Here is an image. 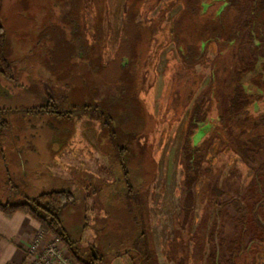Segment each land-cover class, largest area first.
<instances>
[{
	"label": "rangeland",
	"instance_id": "1",
	"mask_svg": "<svg viewBox=\"0 0 264 264\" xmlns=\"http://www.w3.org/2000/svg\"><path fill=\"white\" fill-rule=\"evenodd\" d=\"M211 1L0 0V199L69 188L65 264H264V0Z\"/></svg>",
	"mask_w": 264,
	"mask_h": 264
},
{
	"label": "trees",
	"instance_id": "2",
	"mask_svg": "<svg viewBox=\"0 0 264 264\" xmlns=\"http://www.w3.org/2000/svg\"><path fill=\"white\" fill-rule=\"evenodd\" d=\"M3 46L4 37L0 31V64L5 67L7 73H10L11 69L9 63L4 58ZM217 123L218 114L216 105L212 102V105L207 111L205 123L201 125L200 128L198 127L196 129V131L202 130V134L199 135L198 141L207 137ZM191 143L193 144L192 137ZM75 203L76 196L69 188H53L40 191L34 196H29L24 191L18 190V185H15L12 187L11 194L7 195L5 200L2 201V199H0V212L5 216H10L15 212L29 214L39 224L40 231L49 232L54 235L65 245L70 255L79 260L78 241L71 238L62 221V212L64 208ZM97 260L96 256L87 255L83 263L95 264Z\"/></svg>",
	"mask_w": 264,
	"mask_h": 264
},
{
	"label": "crops",
	"instance_id": "3",
	"mask_svg": "<svg viewBox=\"0 0 264 264\" xmlns=\"http://www.w3.org/2000/svg\"><path fill=\"white\" fill-rule=\"evenodd\" d=\"M42 180L35 179L34 183L41 187ZM58 181L53 188L60 187L61 181ZM30 194V196L35 195L34 193ZM39 232V224L29 214L15 212L10 216H5L0 212V264H26L31 256L28 246ZM43 234L44 236L48 235L47 232Z\"/></svg>",
	"mask_w": 264,
	"mask_h": 264
},
{
	"label": "built area",
	"instance_id": "4",
	"mask_svg": "<svg viewBox=\"0 0 264 264\" xmlns=\"http://www.w3.org/2000/svg\"><path fill=\"white\" fill-rule=\"evenodd\" d=\"M43 233L42 231L37 233L28 246L31 256L26 264H65L64 253L59 245L61 241L52 235V241L43 244Z\"/></svg>",
	"mask_w": 264,
	"mask_h": 264
}]
</instances>
